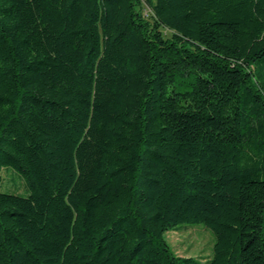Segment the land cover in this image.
<instances>
[{"label":"trees","instance_id":"16d2710c","mask_svg":"<svg viewBox=\"0 0 264 264\" xmlns=\"http://www.w3.org/2000/svg\"><path fill=\"white\" fill-rule=\"evenodd\" d=\"M3 167L0 264H264V0H0Z\"/></svg>","mask_w":264,"mask_h":264},{"label":"rangeland","instance_id":"374dc122","mask_svg":"<svg viewBox=\"0 0 264 264\" xmlns=\"http://www.w3.org/2000/svg\"><path fill=\"white\" fill-rule=\"evenodd\" d=\"M1 174V191L24 195L29 193L24 177L16 168L3 167ZM166 237L174 251L179 255L209 256L214 244L212 231L201 223L169 230Z\"/></svg>","mask_w":264,"mask_h":264}]
</instances>
